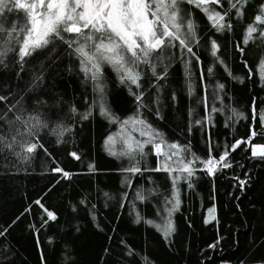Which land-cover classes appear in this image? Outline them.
I'll return each mask as SVG.
<instances>
[{
  "label": "trees",
  "instance_id": "trees-1",
  "mask_svg": "<svg viewBox=\"0 0 264 264\" xmlns=\"http://www.w3.org/2000/svg\"><path fill=\"white\" fill-rule=\"evenodd\" d=\"M262 2L249 0L243 17L230 12L227 19L233 27L224 32L212 29L194 5L183 4L197 25L196 37L190 41L196 56L180 48L177 40L176 48L166 49L162 60L154 61L158 75L166 68V78L157 80L150 65H140L141 87L133 86L134 91L143 93L140 118L162 133L167 142L187 145L190 151L185 156L195 153L207 158L209 142L217 158L229 151L231 167L220 162L214 174L208 175L199 171L204 166L197 162L192 186L184 180L179 182L181 202L170 217L175 230L167 238L163 229L171 208L170 177L164 172H122L130 166L129 160L110 155L105 146L109 135L113 136L109 147L117 153L122 146L135 147L133 137L146 138L133 131L131 123L122 127L124 119L137 115L138 106L117 75L105 67L104 102L120 118L109 123L99 108L92 106L98 99L93 84L83 78L77 57L67 45H49L23 63L15 52H9L0 63V97H4L0 100V114L4 115L0 134L10 140L14 127L27 131L19 123L10 125L17 115L22 120H38L40 126L32 139L43 148L23 152L28 157L24 161L13 151H0V264L264 261V158L250 153L252 144L264 147V126L260 120H252L253 100L258 109H264V79L258 66V61L264 60V39L259 36L264 25L257 26L247 45L242 43L246 27L255 23L254 14ZM222 3V9L207 7L228 11L225 0ZM14 18L8 16L9 21ZM211 40L218 44V59L211 55ZM208 67L213 68L211 75L206 72ZM249 69L254 73L251 77ZM189 83L194 88L192 95ZM221 83L225 85L222 90L218 88ZM212 107L220 111L212 112ZM233 109L246 118H238ZM89 111V118L83 119ZM196 120L203 124H195ZM63 129L68 130L60 135ZM252 130L256 135L250 145L241 144L233 151L230 146L238 139H248ZM162 150L169 151L166 146ZM73 152L79 159L71 155ZM156 164L157 157L149 154L140 166L151 169ZM56 168L67 171L69 177ZM126 176L131 185L125 183ZM240 180L245 183L241 185ZM137 192L143 199L137 198ZM212 206L214 218L205 222L206 210L212 218L208 211ZM45 209L57 218L45 223Z\"/></svg>",
  "mask_w": 264,
  "mask_h": 264
},
{
  "label": "snow or ice",
  "instance_id": "snow-or-ice-1",
  "mask_svg": "<svg viewBox=\"0 0 264 264\" xmlns=\"http://www.w3.org/2000/svg\"><path fill=\"white\" fill-rule=\"evenodd\" d=\"M228 11L218 10L216 7H207V5H216L221 9L224 7L222 0H0V63L9 54L15 52L19 61L23 63L26 57L32 56L38 50L47 48L57 42L67 45L73 52L80 65V71L85 80H90L93 84V91L98 99L92 101V106L99 108V114L106 118L109 123H116L120 118L111 112V109L104 102L105 86L103 84L104 69L110 68L118 77L119 82L128 88L133 95L138 106L137 115L124 119L123 126L130 123L133 125V131H139L140 135L146 137L143 140L133 141L135 147L131 145L123 147L119 153L112 150L109 145L113 142V136L109 135L105 140L106 149L112 156H122L129 160L130 166L121 169L122 172L132 175L142 174L144 171L164 172L171 179L172 200L171 208L168 210L169 220L163 229L165 238L174 232V225L170 219L172 213L178 210L180 205L179 182L181 180L188 182L191 187V178L195 175L194 165L198 162L204 167L199 171H206L208 175H213L216 171V164L224 162V167H231L227 162L229 151L225 150L219 157L213 155V147L209 142L207 158H201L195 153L185 156L190 149L187 145H178L169 143L164 139L162 133L157 131L145 119L140 118L139 108L144 107L143 93L136 92L133 89L141 87L143 79L140 65H150L153 77L162 80L167 76L166 68L162 74H157L156 60H162L161 54L166 49L176 48L175 41H179V47L185 49L188 54L196 56L190 41L196 37L197 25L195 21L189 18L183 8V4L194 5L205 15L206 20L210 22V27L216 32L231 31L233 25L229 17L233 12L237 17H243L244 9L249 0H225ZM15 18L9 21L8 16ZM254 24H248L242 40L247 45L252 39V34L258 31V25H264V2L258 8L257 14H254ZM260 38L264 39V29H259ZM241 53L244 49L237 45ZM218 44L211 40V55L217 57ZM199 61V57H197ZM247 67V63L245 62ZM260 68V78L264 79V60L258 61ZM187 71V63L185 65ZM207 74L213 73V68L208 67ZM249 69V77L253 75ZM229 75L231 73L229 72ZM203 78V74H202ZM235 79H240L235 77ZM224 84H218L219 89H224ZM189 95L194 93L191 83L188 84ZM4 97H0L3 100ZM9 111L12 109L9 108ZM73 111H76L73 109ZM212 112L220 111L212 107ZM233 114L238 118L244 117V113H239L235 109ZM91 111L83 115V119H88ZM0 119L4 115L0 114ZM211 119V116H208ZM252 120L262 122L264 126V109L256 107L253 100ZM10 125L21 124L27 131H19L13 128L14 135L10 140L0 134V151L4 149L13 151L22 161L28 157L23 152L32 153L37 147L43 148L39 141H33L32 137L38 131L40 122L37 120H22L21 116H15V119L9 121ZM195 124L202 125V120H196ZM135 125H140L139 129ZM63 129L59 133L63 135ZM256 135L255 130L246 140H237L230 147L235 151L241 144H250L251 139ZM162 146H166L169 151H163ZM256 147H260L257 151ZM251 150L253 157L264 158V147L256 146ZM146 148L149 149L146 151ZM149 154L157 157V164L154 168H141L140 163L146 159ZM73 157L79 159L75 152L71 153ZM175 158V159H174ZM91 167V166H90ZM55 171L62 172L64 177H69V173L61 168ZM174 173H180L174 175ZM125 183L131 185V180L126 176ZM243 185L245 181L240 180ZM138 199H143L141 193H136ZM40 204L39 201L36 202ZM47 220L54 221L57 217L52 211L46 210ZM209 214L215 211L210 208ZM141 217L137 214L136 222L139 223ZM153 225L152 220L146 221ZM160 230L159 225H155ZM211 247H215L212 245ZM260 264H264L261 261Z\"/></svg>",
  "mask_w": 264,
  "mask_h": 264
},
{
  "label": "rangeland",
  "instance_id": "rangeland-1",
  "mask_svg": "<svg viewBox=\"0 0 264 264\" xmlns=\"http://www.w3.org/2000/svg\"><path fill=\"white\" fill-rule=\"evenodd\" d=\"M256 146H261V147H263L262 145L252 144V145H250V153H251L252 148H253V147H256ZM256 150L259 151V150H260V147H256ZM216 166H217V164H216ZM216 166H215V167H216ZM211 208H213V206H212ZM213 218H214V212H212V218L209 219V218H208V212H207V210H206L205 217H204V221H205V222H210V221L213 220Z\"/></svg>",
  "mask_w": 264,
  "mask_h": 264
},
{
  "label": "water",
  "instance_id": "water-1",
  "mask_svg": "<svg viewBox=\"0 0 264 264\" xmlns=\"http://www.w3.org/2000/svg\"><path fill=\"white\" fill-rule=\"evenodd\" d=\"M250 134H251V132H250ZM239 140V139H238ZM247 145H250V144H247Z\"/></svg>",
  "mask_w": 264,
  "mask_h": 264
}]
</instances>
